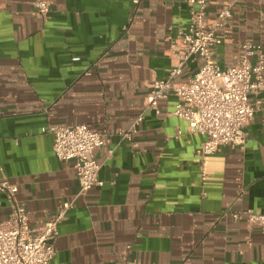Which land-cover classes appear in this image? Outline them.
<instances>
[{"label": "crops", "instance_id": "1", "mask_svg": "<svg viewBox=\"0 0 264 264\" xmlns=\"http://www.w3.org/2000/svg\"><path fill=\"white\" fill-rule=\"evenodd\" d=\"M48 1L44 21L32 0H0V178L18 187L31 225L72 203L52 264H264V233L230 216L264 213V106L245 144L206 157L204 138L171 114L174 97L147 109L152 82L176 64L170 37L189 23L187 0ZM232 1L210 0L207 18ZM220 33L223 68L245 43L264 46V0H236ZM77 124L107 134L95 152L104 185L86 193L49 133ZM10 214L0 193V222Z\"/></svg>", "mask_w": 264, "mask_h": 264}, {"label": "built area", "instance_id": "2", "mask_svg": "<svg viewBox=\"0 0 264 264\" xmlns=\"http://www.w3.org/2000/svg\"><path fill=\"white\" fill-rule=\"evenodd\" d=\"M235 2H229L214 18L208 19L210 0H187L189 23L177 30L175 39L170 37L176 64L166 78L152 82L148 95L147 109L156 114L160 113V102L171 97L176 99L171 114L187 123L190 134L204 138L198 150L201 157L214 155L225 146L245 144L244 128L264 106V46L245 43L244 55L227 68L215 57L214 49L224 41L220 31L228 26ZM31 5L39 19L48 20V0H32ZM197 60L202 63L193 76L176 82L175 79L184 77L188 65ZM142 120L141 115L135 124ZM49 133L54 138L56 158L74 164L82 193L104 185L95 152L104 147L106 132L77 124L50 125ZM183 135L178 130L176 137ZM123 138H130V134H124ZM112 154V150L108 151V156ZM18 191L7 178H0V193L7 197L11 207L9 218L0 222V264H52L59 227L72 203L62 202L55 214L47 216L46 222L31 225L26 206L17 200ZM230 216L236 222L244 219L249 226L258 227L264 233V213L240 210ZM121 264L145 263L131 262L124 257Z\"/></svg>", "mask_w": 264, "mask_h": 264}]
</instances>
